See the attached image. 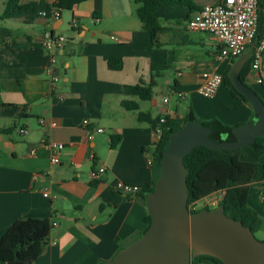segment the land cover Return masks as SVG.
<instances>
[{"label": "crops", "instance_id": "0c3cea01", "mask_svg": "<svg viewBox=\"0 0 264 264\" xmlns=\"http://www.w3.org/2000/svg\"><path fill=\"white\" fill-rule=\"evenodd\" d=\"M32 1L40 0H22ZM193 1L198 6L194 11L182 5L159 7L156 14L164 30L158 36L160 46L154 47H147L150 33L134 0L53 6L61 12L54 20L42 15L31 22L0 17V26L8 24L12 30L8 45L0 42V129H11L0 132V238L19 218L57 222L32 264H101L139 238L146 228L147 206L140 194L126 196L113 184L122 180L143 186L151 181L148 157L162 117L182 119L193 111L200 121L218 118L231 126L253 118L252 107L224 81L213 98L200 94L203 73L224 76L231 60H217L221 45L212 33L187 30V20L215 0ZM6 2L0 0V16ZM73 19L79 23L75 29ZM14 21L20 32L12 29ZM46 31L67 38L54 54L43 45ZM107 56L122 57V69H111ZM52 65L59 70L56 82L48 72ZM153 65L168 66L156 78L153 97L127 95V84L153 79ZM255 78L249 69L245 81L264 99V86ZM124 99L138 101L139 109H126ZM139 112L151 121H140ZM86 118L104 133L88 139L82 124ZM21 128L28 132L21 133ZM112 136H120L116 147L111 146ZM53 142L64 144L57 164L52 162ZM261 159L264 163V155ZM99 166L107 174L96 180L92 173ZM248 203L264 217V183L250 184Z\"/></svg>", "mask_w": 264, "mask_h": 264}, {"label": "trees", "instance_id": "16d2710c", "mask_svg": "<svg viewBox=\"0 0 264 264\" xmlns=\"http://www.w3.org/2000/svg\"><path fill=\"white\" fill-rule=\"evenodd\" d=\"M81 1L84 0H58L56 3L49 4L45 0L28 3H23L22 0H7L4 11L0 17L2 19L22 17L26 22H31L40 15L41 11H46L49 15L53 6H58L62 9H70L74 4ZM134 1L139 4L137 15L143 24V28L150 33V42L147 44V47L160 46L158 36L160 32L164 30V27L160 24V19L156 14L159 7L163 5H182L190 8L191 11L198 8L193 0ZM261 33L260 28L253 43L255 41H257L256 44L259 42ZM11 36L12 30L9 27L0 26V42L8 45L7 39ZM106 59L111 69H122V57L107 56ZM234 60L235 58L231 60V65ZM251 60L252 55L241 72V78L244 82H246L245 77L250 69ZM231 65H229L225 71L223 81L231 87L235 95L242 98L252 107L246 97L233 86L229 78ZM167 68V65H153V79L149 83L141 80L136 84H127L125 86L126 94L138 96L142 100H150L153 97L156 78L160 77L161 72ZM122 105L128 110L139 109L138 101L132 99H124ZM139 120L151 121L148 115L143 112H139ZM194 120L199 119L193 111H189L182 119L166 118L165 122L161 123L163 136L153 149L154 158L151 164L153 176L150 182L141 186L138 193L146 206V196L154 190L155 183L160 176L163 151L171 133ZM201 122L212 128L211 137L218 141L236 140L232 132L233 128L236 126L225 124L218 118ZM10 130L11 129H0V132H7ZM119 140L120 136H112L111 146L116 147ZM263 155L264 136L257 137L255 142L247 147L234 150H214L205 145L195 147L184 158V163L188 168L187 183L190 193L188 206L192 202H197L211 194L224 191L218 205L223 204L228 216L241 220L245 225L251 227L257 237L264 240V217L248 203L250 184L258 183V186H261L264 183V163L260 161ZM250 157L254 158V160H250ZM206 208L212 209L210 206L206 205L192 212ZM145 221L146 228L144 232L151 223V216L148 212L145 216ZM51 229L52 224L48 218L29 217L15 220L0 238V264H32L44 251L48 243V236ZM141 235H139V237H141ZM192 264L225 263L210 255H200L193 258Z\"/></svg>", "mask_w": 264, "mask_h": 264}, {"label": "water", "instance_id": "95a60500", "mask_svg": "<svg viewBox=\"0 0 264 264\" xmlns=\"http://www.w3.org/2000/svg\"><path fill=\"white\" fill-rule=\"evenodd\" d=\"M256 42L235 58L229 70L233 86L252 105L253 118L233 128L234 141L211 137L212 128L200 120L172 132L163 151L160 176L154 190L146 196L151 216L148 229L115 258L101 264H192L193 258L200 255L216 257L225 264H264V240L250 226L228 216L223 204L190 211L188 168L184 163L185 156L197 146L234 150L264 136V100L241 78ZM56 73L59 74L58 69Z\"/></svg>", "mask_w": 264, "mask_h": 264}, {"label": "built area", "instance_id": "2783aa9c", "mask_svg": "<svg viewBox=\"0 0 264 264\" xmlns=\"http://www.w3.org/2000/svg\"><path fill=\"white\" fill-rule=\"evenodd\" d=\"M40 15L46 16L51 19H57L60 17L61 12L58 9H52L50 14L46 11H41ZM96 22H99V18H96ZM79 23L76 19L72 20V28H77ZM186 28L189 31H205L212 33L221 45V48L216 55L217 60H233L234 58L243 54L249 46L253 43L254 39L259 33L261 28V38L255 45L252 60L250 64V70L256 72V83L264 86V6H261L260 0H215L213 3L205 4L200 10L195 12L191 18L186 22ZM112 38H116L112 36ZM44 47L54 54L62 49L67 38L63 35H54L51 32L46 31L42 37ZM52 62H55V58H52ZM48 72L51 75L53 82H56L59 78V74L56 73L54 65L48 68ZM223 74L220 72H204L202 76V83L199 87L201 95L207 98H213L219 86L223 83ZM180 99L185 98L184 92H177ZM168 100L167 98L165 99ZM166 118L162 117L157 129V143L160 142L163 136V129L161 123L165 122ZM41 124L45 123L44 118H40ZM86 128L88 139H93L97 133H104L105 129L100 126H91L89 119H84L82 122ZM20 132L26 134L27 128H21ZM53 150L52 162H60V152L64 148V144L60 142H53L50 144ZM153 151L148 157V163H153ZM94 179H100L107 174V168L105 166H99L93 171ZM113 189L116 192L124 194L126 196L131 194H138L141 186L130 182L118 180L113 184ZM217 196L220 198L223 196L224 191H220ZM45 196H49L48 191L44 193ZM197 202H192L189 205L190 211L199 209ZM214 203V202H212ZM52 226L57 222H51Z\"/></svg>", "mask_w": 264, "mask_h": 264}, {"label": "rangeland", "instance_id": "374dc122", "mask_svg": "<svg viewBox=\"0 0 264 264\" xmlns=\"http://www.w3.org/2000/svg\"><path fill=\"white\" fill-rule=\"evenodd\" d=\"M15 22V21H14ZM16 22L14 24H12V29H14V31L16 32H20V26H16ZM1 25V23H0ZM4 25H8V24H4ZM19 28V29H18ZM18 29V30H17ZM203 96V95H202ZM205 97V96H204ZM207 98V97H206ZM263 159H261L260 161H262ZM220 200V196H217V194L213 195V196H210L208 197V199H203L201 200L199 203H198V208H202L204 206H210L211 208H215L217 205H218V202ZM214 202V203H212Z\"/></svg>", "mask_w": 264, "mask_h": 264}]
</instances>
